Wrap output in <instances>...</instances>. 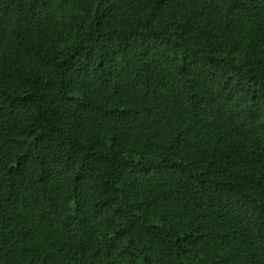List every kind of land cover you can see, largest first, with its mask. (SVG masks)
<instances>
[{
	"label": "trees",
	"instance_id": "16d2710c",
	"mask_svg": "<svg viewBox=\"0 0 264 264\" xmlns=\"http://www.w3.org/2000/svg\"><path fill=\"white\" fill-rule=\"evenodd\" d=\"M0 264H264V0H0Z\"/></svg>",
	"mask_w": 264,
	"mask_h": 264
}]
</instances>
